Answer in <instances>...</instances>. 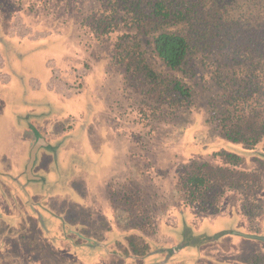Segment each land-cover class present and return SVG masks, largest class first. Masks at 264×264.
<instances>
[{
  "label": "rangeland",
  "instance_id": "374dc122",
  "mask_svg": "<svg viewBox=\"0 0 264 264\" xmlns=\"http://www.w3.org/2000/svg\"><path fill=\"white\" fill-rule=\"evenodd\" d=\"M0 2L11 7L12 12L8 13L0 8V36L4 37L0 42V49L3 47L4 51H8L11 66L21 76L17 79L15 87L7 85L1 87L3 90L0 91V173H7L11 167L17 166L15 154L23 152L24 148L23 142L19 140H11L9 143L10 128L4 130L9 125L11 110L18 107L12 101L6 103V98L10 99L12 96L9 95L10 91L15 89L18 95L22 96L23 91L19 86L24 87L25 83L29 87L31 80L40 78L39 73H51V67L45 65L47 60H51L53 66L68 77L70 72L74 73V68L84 65L85 59H91L94 69L91 72L92 81L86 91L89 134L86 133L85 138L81 135L79 153L75 157L70 154L71 160H63L59 163L61 166L48 168L54 164L53 161L50 163V158L44 161L43 171H53L54 175L57 174V180L44 189L42 186L45 187L47 181L30 183L39 190L29 186V195L35 197L33 191L44 195H61L73 186L81 198L85 194L84 191H89L86 201L91 203L107 195L106 187L111 181L112 187L121 181L119 194L123 193L124 197L131 198V202L123 206L130 210V218L125 223L130 225L140 221L150 231L153 227L150 218L162 216L166 209L175 211L173 204L183 202L175 184L182 172V166L189 165L193 159L213 165L220 164L219 157L214 155L217 150L236 153L242 157V161L237 165L238 169L262 174L260 189L255 193H252V188L246 189L243 195L237 190L227 191L222 199V208L218 212L197 210L195 206L188 204L195 210L199 219L192 221V212L181 215V226L175 233L178 235L175 248H181V252L174 257V262L167 264H189L190 260L186 261L183 254L185 247L202 249L207 255L214 254L212 256L219 264L264 263L263 243L240 238V233L231 235L232 229L229 230V227L236 226L245 234L264 235V147L259 143L252 148H246L241 143H234L216 135L213 125L207 121L208 99L216 91L212 83H206L200 77L186 79L193 86L194 96L191 103L176 111L163 109L152 113L141 102L142 95L132 86L131 80L123 78L124 70L114 60V42L124 28L120 26L101 37L95 25L94 20L101 14V4L98 0ZM144 48L151 65L159 71L169 73L151 49L147 45ZM198 70L206 79L207 69L199 65ZM6 71H9L7 67L1 69L3 73ZM26 96L28 98V91ZM15 102L22 100L19 98V101ZM56 106L58 119L64 115L61 113L65 104L60 102L56 103ZM77 156L84 159L79 160ZM80 170L88 172L89 182L83 179L85 176ZM2 176L5 175L0 174V179ZM152 179L155 181L152 182ZM170 186H173L171 199L165 194ZM139 188L141 189L138 193ZM13 189L14 187L4 184L0 186V191L5 197L11 199ZM15 189L19 191L20 198H24L23 202L29 201L28 193L24 192L22 186L16 185ZM65 198L71 200L70 203L74 207L84 209L75 203L76 193ZM14 199L17 203L14 201L15 207L12 208L11 215L0 211V264H86L75 259L76 252L71 253L64 249L70 244L73 245L72 235H67L70 238L69 245L63 240L59 241L64 239L60 237L63 229L61 226L56 228L57 235L49 233L48 230L53 229V221L47 230L45 218L43 225V220L38 221L39 218L32 208L30 212L24 210V207L30 206L27 201L24 204L18 197ZM118 204L121 205L119 202ZM49 208L55 210L52 206ZM75 220L82 221L77 218ZM56 226L57 224L54 225ZM168 227L169 225H166L165 230ZM210 234L214 235V240L220 242L223 247L215 244L207 246ZM62 235L66 237L65 232ZM236 239L243 241L242 249L239 245H232ZM256 243L260 244L262 249L258 248ZM77 251L85 253L80 247Z\"/></svg>",
  "mask_w": 264,
  "mask_h": 264
},
{
  "label": "trees",
  "instance_id": "16d2710c",
  "mask_svg": "<svg viewBox=\"0 0 264 264\" xmlns=\"http://www.w3.org/2000/svg\"><path fill=\"white\" fill-rule=\"evenodd\" d=\"M98 1L95 25L101 37L124 28L114 42V60L152 113L190 104L194 91L187 80L200 77L215 86L207 121L216 135L246 148L264 147V0ZM146 45L169 73L151 65ZM199 65L207 69L206 79ZM214 155L220 164L193 159L175 183L183 202L197 210L218 212L227 191L243 195L261 187L260 172L237 168L241 156L225 150ZM129 246L137 255L149 248L136 236Z\"/></svg>",
  "mask_w": 264,
  "mask_h": 264
},
{
  "label": "crops",
  "instance_id": "0c3cea01",
  "mask_svg": "<svg viewBox=\"0 0 264 264\" xmlns=\"http://www.w3.org/2000/svg\"><path fill=\"white\" fill-rule=\"evenodd\" d=\"M0 8L8 13L11 12V7L1 2ZM22 33L25 34V32ZM3 39L4 37L0 36V42ZM8 56V51H4L2 47L0 49V91L3 90L1 87H6L7 85L15 87L17 79L21 77L20 73L11 66ZM45 65L48 68L51 67V73H39L40 78L31 80L32 84L29 87L25 83L24 87L19 86V89L23 91L22 96L18 95L17 90L14 89L9 93V95H12L10 99L6 98L7 104L12 101L18 107L11 110L9 125L4 130L10 128V131H8L9 143H11V140L13 142L19 140L23 142L24 148L23 152H16L15 154L17 166L11 167V170L7 171V173H0L5 175L0 179V186L4 184L12 188L14 187L10 194L12 199L5 197L4 193L0 191V211L11 215L13 212L12 208L15 207L13 203L16 202L14 198L18 197L23 202L24 198H20L19 191L15 189L16 185H20L25 190L24 192L28 193L27 198L29 201L25 200L30 205L27 208L24 207V210L30 212L32 208L39 218L38 221L40 220L41 222L43 220V225L45 224L43 218H45L47 220V230L50 222L53 221V229L48 230L49 233L57 235L56 228L61 226L63 229L60 237H64V239H59V241L63 240L69 245L70 238L67 235H72L74 240L73 245L70 244L64 247V249L71 253L72 251L76 252L75 259L77 261H82L86 264H167L174 262V257L181 252V248L178 247V251L175 248L177 245L176 241H178V235L175 233L176 229H180L181 215L184 216L192 212V221L199 219L196 217L197 213L195 210L190 205H185L182 201L177 202L176 205L172 203L175 211L166 209L162 213V216L150 218L153 227L148 231L143 222L140 223L139 221L137 224L130 225L125 223L130 218L128 213L130 210L128 207L123 206L124 204H129L131 198L128 196L124 197L123 193L119 194L121 191L119 190L121 181L116 183L114 187H112L113 181H111L106 187L107 195L101 196V200L91 201V203L90 201H86V196L89 197V191H84L85 194L81 198L77 195L73 186L70 187L71 189L68 192L61 195H44V193H34V191L33 195L36 198L29 195L27 187L31 186L34 190H39L30 183L37 184L38 182L44 183L47 181L44 185L45 187L42 186L44 189L50 183L57 180V174L54 175L53 171H43L44 161L50 158V163L52 160L54 164H51L48 168H55L61 166L59 163H62L63 160H71L70 154H72V157H75L79 153L78 147H80L81 135L84 137L88 131L86 117L89 114L86 113L88 105L86 91L92 81L93 60L85 59L84 65L74 68V73L70 72L68 77L63 75L61 70L54 67L51 60H47ZM6 67L9 71L5 73L1 72V69ZM81 67L82 69H80ZM82 76H86V78L82 79ZM27 91L28 98L26 96ZM18 97L22 102H15L19 101ZM60 102H64L65 109L61 113L64 114L63 116L61 115L62 119L58 118L60 119L58 120L59 114L56 103L59 104ZM43 105L44 107L41 108L40 106ZM35 146V157L30 169L31 171L28 174L27 164L30 159V153ZM75 150H77L76 153L74 152ZM80 150L82 151V149ZM76 158L79 160L84 159L82 156H77ZM80 173L85 176L84 180L90 181L86 170H80ZM76 175L78 174L76 173ZM128 175H130V168ZM151 181L154 182L155 180L152 179ZM158 187L160 189V185ZM172 189L173 186H170L165 191V194L170 199L172 198ZM72 193H76L74 201L80 204V207L83 206V210L74 207L70 203L71 200L65 198L68 195H72ZM26 201L23 203L26 204ZM49 206L54 207L56 211L49 208ZM21 207L23 208V205ZM221 208L222 202L220 210ZM238 215L243 219L240 213ZM72 218L81 219L83 222L76 221L75 219L71 220ZM138 219L141 220V218ZM55 224H57L56 227H54ZM101 225L104 227H101ZM166 225H169V227L165 230ZM222 228L225 229V227ZM230 229L238 230L239 227H229ZM64 232L66 233V237L62 235ZM216 232L218 231L216 230ZM130 236H136L137 239L148 244V252L145 255H137L132 252L129 246ZM210 236L213 237L214 235L210 234ZM210 236L211 241H208L207 245L215 244L216 246H222L220 242L215 241ZM54 240L58 242V240ZM241 241L236 239L232 245L242 247L243 241ZM232 245L231 247H233ZM256 245L262 249L260 244L256 243ZM79 247L85 253L77 251ZM167 251L173 252L169 253L172 255H169ZM183 254L186 261L190 260L189 264H214V262L205 257L207 254H204L202 249L196 250L195 248L194 250L185 247ZM212 255L214 254L207 256L210 257Z\"/></svg>",
  "mask_w": 264,
  "mask_h": 264
},
{
  "label": "flooded vegetation",
  "instance_id": "af4514ba",
  "mask_svg": "<svg viewBox=\"0 0 264 264\" xmlns=\"http://www.w3.org/2000/svg\"><path fill=\"white\" fill-rule=\"evenodd\" d=\"M237 233H240V238H244L245 240L247 239V240H256V241H258V242H260V243H263L264 244V241L263 240H261L260 238L262 237V236H264V235H249V234H245V233H243L242 231H240V230H232L231 232H230V234L231 235H234V234H237ZM210 237H212V236H210ZM212 239H215V237L213 236L212 237ZM209 241H211V240H209ZM197 243H198V240H197ZM207 243V242H206ZM207 246H209V245H207ZM206 247V246H205ZM241 249H242V247H241ZM207 259H209L210 261H212V262H214V264H219V262L218 261H216L215 260V257H213V256H205ZM235 258V257H234ZM231 263V262H230ZM232 264H235V263H232ZM259 264H261V263H259ZM264 264V263H263Z\"/></svg>",
  "mask_w": 264,
  "mask_h": 264
},
{
  "label": "water",
  "instance_id": "95a60500",
  "mask_svg": "<svg viewBox=\"0 0 264 264\" xmlns=\"http://www.w3.org/2000/svg\"><path fill=\"white\" fill-rule=\"evenodd\" d=\"M36 150V146L32 149L31 153H30V159H29V162L27 164V173L29 174L30 173V169H31V166H32V163H33V160H34V157H35V151ZM261 240L264 241V236H262L260 238Z\"/></svg>",
  "mask_w": 264,
  "mask_h": 264
}]
</instances>
